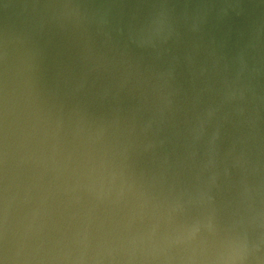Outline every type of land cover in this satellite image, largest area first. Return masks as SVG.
<instances>
[{
	"label": "water",
	"instance_id": "water-1",
	"mask_svg": "<svg viewBox=\"0 0 264 264\" xmlns=\"http://www.w3.org/2000/svg\"><path fill=\"white\" fill-rule=\"evenodd\" d=\"M0 264H264V0H0Z\"/></svg>",
	"mask_w": 264,
	"mask_h": 264
}]
</instances>
